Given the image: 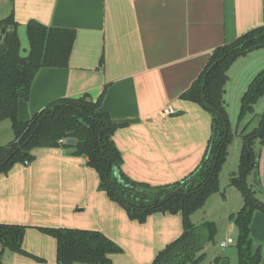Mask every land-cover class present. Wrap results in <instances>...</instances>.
<instances>
[{
  "label": "crops",
  "instance_id": "obj_1",
  "mask_svg": "<svg viewBox=\"0 0 264 264\" xmlns=\"http://www.w3.org/2000/svg\"><path fill=\"white\" fill-rule=\"evenodd\" d=\"M11 10L22 55L29 50V20L75 30L68 65L38 69L29 98L18 104V119H30L58 98L88 94L96 100L105 88L100 110L112 122L124 124L112 134L122 157L121 170L150 186L170 184L192 172L210 136V114L180 95L216 47L264 25V0H0V19ZM1 36L0 32V44ZM249 57L257 58L253 65L264 69V49L236 59L224 86L225 105L235 87L236 99L247 89L249 74L235 73ZM166 107L171 112L165 115ZM249 115L240 123L247 131L254 125ZM13 137L7 134L0 145ZM72 152L73 148H35L30 163H17L0 174V223L25 226L22 248L32 255L5 251L0 264H57L56 239L38 227L101 232L122 249L110 255L108 264H150L180 236L181 214L152 213L142 223L130 219L100 189L99 175L86 159ZM258 176L264 190V143ZM260 196L264 202V194ZM240 205L241 199L226 212L224 224L211 220L216 233L202 248L205 256L199 264H237L230 216ZM250 237L264 247L261 211L252 215Z\"/></svg>",
  "mask_w": 264,
  "mask_h": 264
},
{
  "label": "trees",
  "instance_id": "obj_2",
  "mask_svg": "<svg viewBox=\"0 0 264 264\" xmlns=\"http://www.w3.org/2000/svg\"><path fill=\"white\" fill-rule=\"evenodd\" d=\"M17 26L12 10L0 19V122L9 120L14 134L9 143L0 145V174L7 173L17 163H30L35 148H73L72 155L86 159V165L99 175L100 189L119 204L130 219L142 223L152 213L181 214L182 233L160 250L150 264L202 262L205 255L201 250L213 240L216 227L211 221L196 225L191 215L204 206L210 195L219 191V173L235 136L223 99L228 70L239 57L264 49V25L216 47L199 76L180 95L181 99L198 104L210 114V136L202 159L192 172L179 181L159 186L134 181L122 172V157L112 134L124 124L112 122L109 115L100 110L105 88L96 100L88 94L58 98L30 119H18V104L29 98L30 85L38 69L68 65L75 30L29 20L26 24L29 50L22 55ZM262 97L264 69L255 75L240 99L239 122L253 113V106ZM67 138L76 139L75 144H66ZM239 138L238 169L229 177V185L237 188L243 198L242 206L230 216L236 230L237 264H261L264 247L253 244L250 222L254 211L264 213V202L256 196L257 191L264 194V190L258 176L260 152L255 149L256 143L260 146L264 143V109L257 125L249 131L244 127ZM250 174L256 190L246 182ZM37 229L56 239L57 264H108L111 254L122 251L99 231L61 227ZM25 230L23 225L0 223V263L5 251L32 256L22 248Z\"/></svg>",
  "mask_w": 264,
  "mask_h": 264
},
{
  "label": "rangeland",
  "instance_id": "obj_3",
  "mask_svg": "<svg viewBox=\"0 0 264 264\" xmlns=\"http://www.w3.org/2000/svg\"><path fill=\"white\" fill-rule=\"evenodd\" d=\"M24 41L25 38L22 37V42ZM256 59L257 58H252V59L250 57L247 58L245 62L242 64V66H240L239 70L237 69L235 75L240 74V76H242L246 72L250 76L249 77L250 79L249 83H250L252 79L255 77V75L262 70L261 67H257V64H255L256 62L253 65V62L256 61ZM228 96L230 98V101L228 102L230 103L229 105H225V108L228 113L230 129L235 134V136L232 143L229 146L228 156L226 158V161L223 163L219 173V187H220L219 191L214 193L213 196H211L212 198H209L207 203H205V206L195 211L193 216H191V221L194 222V224L196 225H198V223H200L203 220L204 221L212 220L216 223V225L224 224L226 222V219H224L226 212L230 210V208L234 207L236 202L238 204L240 199H241L240 207L243 204V198L241 192L237 188L229 185L230 174L237 171L238 163H239V152H240L241 143H240V139H238L237 142L235 141V139L237 135L240 134L243 128L241 127L240 124L241 122L238 121V115L240 111V99L242 96L241 97L239 96V99L238 98L236 99V87L234 88V91L231 93V95L229 93ZM253 107H254V112H253L254 114L252 116L249 115L248 118L250 119L252 117V119L254 120L253 123L254 125L249 126L248 130H251L252 126H255L257 124L259 120V115L264 109V98L263 97L259 98V101ZM12 133L13 131L9 120H4L0 122V141L5 140L7 134L10 135ZM255 149L256 151L260 152L261 146L259 145V143L255 144ZM246 182L248 186H251L254 190H256L254 185V178L252 174L246 177ZM256 196L260 200L262 199L259 191L256 192ZM214 199L217 200L214 201ZM240 207H238V210ZM261 264H264V260L263 263Z\"/></svg>",
  "mask_w": 264,
  "mask_h": 264
},
{
  "label": "water",
  "instance_id": "obj_4",
  "mask_svg": "<svg viewBox=\"0 0 264 264\" xmlns=\"http://www.w3.org/2000/svg\"><path fill=\"white\" fill-rule=\"evenodd\" d=\"M1 34H2V31H1ZM75 142H76V139H74V138H67L65 140V143L68 144V145H74Z\"/></svg>",
  "mask_w": 264,
  "mask_h": 264
},
{
  "label": "built area",
  "instance_id": "obj_5",
  "mask_svg": "<svg viewBox=\"0 0 264 264\" xmlns=\"http://www.w3.org/2000/svg\"><path fill=\"white\" fill-rule=\"evenodd\" d=\"M170 112H171V110L169 108H167V107L163 110V114H165V115L170 113Z\"/></svg>",
  "mask_w": 264,
  "mask_h": 264
}]
</instances>
